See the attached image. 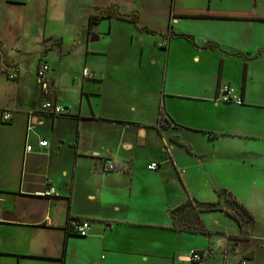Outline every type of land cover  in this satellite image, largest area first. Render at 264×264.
I'll list each match as a JSON object with an SVG mask.
<instances>
[{"label": "crops", "instance_id": "1", "mask_svg": "<svg viewBox=\"0 0 264 264\" xmlns=\"http://www.w3.org/2000/svg\"><path fill=\"white\" fill-rule=\"evenodd\" d=\"M245 165L264 176V0H0V264H264V222L238 199L252 227L225 209L202 213L207 234L173 227Z\"/></svg>", "mask_w": 264, "mask_h": 264}, {"label": "built area", "instance_id": "2", "mask_svg": "<svg viewBox=\"0 0 264 264\" xmlns=\"http://www.w3.org/2000/svg\"><path fill=\"white\" fill-rule=\"evenodd\" d=\"M165 43H160V46L163 47ZM50 70V65L48 64V62L46 61H42L40 62L38 69H37V75L39 78V82L41 84H45V79H46V75L48 73V71ZM2 71H5V69H3ZM18 68H13L11 72L7 73V77L9 80H16L18 77ZM83 75L84 77H90L92 76V72L88 69V68H84L83 69ZM221 99L223 101H233L235 103H237L238 105H241L244 103V100L242 97H238L234 94L233 89L230 87H226L222 90V97ZM40 111L41 112H45L47 114H50L52 116H59L62 115L64 113H66V109L63 106H60L52 101H45L42 103L41 107H40ZM2 119L4 122H10L12 120V114L10 112H4L2 115ZM164 121H168L165 120V118L163 119ZM39 146L44 147L47 145V141L42 140L39 143ZM32 147L31 146H27V151H31ZM159 167V164L156 162H152L148 165V169L150 170H156ZM102 170L104 172H111V171H116L118 170L116 164L114 162H112L111 160H105L102 164ZM55 192L54 188H51L48 192V194H52ZM91 228V224L89 221L87 220H83L80 221V223L75 225V229L77 234L80 237H86L89 234ZM204 255L202 253H200L199 251H193L190 253V261L194 262V263H199L203 260Z\"/></svg>", "mask_w": 264, "mask_h": 264}, {"label": "trees", "instance_id": "3", "mask_svg": "<svg viewBox=\"0 0 264 264\" xmlns=\"http://www.w3.org/2000/svg\"><path fill=\"white\" fill-rule=\"evenodd\" d=\"M98 19H100V16L92 17V20L94 21ZM223 195L229 198L232 204L231 206L236 212L239 213L237 216V214L235 215L233 212L226 211L227 214L235 219L239 223L240 227L243 225L252 227L255 222L253 215L237 200V198L232 193L227 190L218 192L219 199L216 202H200L196 199H190L177 208L173 209L171 211L173 227L177 230L188 231L190 233H209V231L204 226L201 215L204 212L224 211L222 207L218 206ZM242 235L246 236L247 234L242 231Z\"/></svg>", "mask_w": 264, "mask_h": 264}, {"label": "rangeland", "instance_id": "4", "mask_svg": "<svg viewBox=\"0 0 264 264\" xmlns=\"http://www.w3.org/2000/svg\"><path fill=\"white\" fill-rule=\"evenodd\" d=\"M39 49H40L39 45L35 44V46H34L35 54H37L36 52L39 51ZM35 63L36 62H35L34 56H28L23 61V68L25 69L24 73L30 74V76L28 77L30 82L34 80V74H35L34 69H35V65H36ZM71 65L68 67V69L65 70V73L66 72H73V67L75 65H74V63H72ZM74 70H76V67L74 68ZM248 170H250V167L248 165H245L243 167V170L240 171L239 176L236 178H232L233 181H235V183L233 186V191L232 192L230 191V192L233 193L240 202L245 204V207L248 206V208L253 213V215H257L258 219H261L260 221L264 222V215L260 216L259 212H257L258 211L257 208L255 207V206H258L260 212L264 213V204H260V201L261 202L264 201V192H262V190H259L261 186H264V176H261L262 172H258V174L259 173L260 174L257 178H255L254 174H250L249 173L250 171H248ZM251 186H255L257 188V190L250 191L249 188ZM223 189L224 188L222 187V190ZM215 196L217 197V194H211L210 197L215 198ZM221 199H222V204L219 203L218 206L222 207L223 210L225 209L227 211L228 208L232 207L231 206L232 204H231V201L229 200V198H227L226 196L223 195ZM226 221H229L230 223L233 224V222H231V220H226ZM258 230H259V228H258ZM244 232H246V231H244Z\"/></svg>", "mask_w": 264, "mask_h": 264}, {"label": "water", "instance_id": "5", "mask_svg": "<svg viewBox=\"0 0 264 264\" xmlns=\"http://www.w3.org/2000/svg\"><path fill=\"white\" fill-rule=\"evenodd\" d=\"M12 216H10V215H5L4 216V219H7V220H14V218H11Z\"/></svg>", "mask_w": 264, "mask_h": 264}]
</instances>
